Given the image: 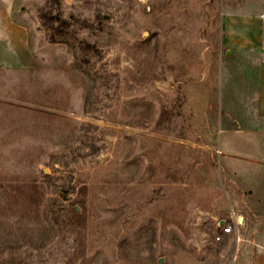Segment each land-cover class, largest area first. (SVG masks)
<instances>
[{
	"label": "rangeland",
	"instance_id": "rangeland-1",
	"mask_svg": "<svg viewBox=\"0 0 264 264\" xmlns=\"http://www.w3.org/2000/svg\"><path fill=\"white\" fill-rule=\"evenodd\" d=\"M14 8L34 64L0 67V264H264V119L223 32L264 0Z\"/></svg>",
	"mask_w": 264,
	"mask_h": 264
},
{
	"label": "crops",
	"instance_id": "crops-1",
	"mask_svg": "<svg viewBox=\"0 0 264 264\" xmlns=\"http://www.w3.org/2000/svg\"><path fill=\"white\" fill-rule=\"evenodd\" d=\"M16 0H0V67H32L26 27L15 17ZM224 40L229 52L246 57L249 90L255 95L256 114L264 119V19L257 15L226 14ZM248 73V74H247Z\"/></svg>",
	"mask_w": 264,
	"mask_h": 264
},
{
	"label": "built area",
	"instance_id": "built-area-1",
	"mask_svg": "<svg viewBox=\"0 0 264 264\" xmlns=\"http://www.w3.org/2000/svg\"><path fill=\"white\" fill-rule=\"evenodd\" d=\"M261 18L264 19V14ZM230 219V221L224 220L219 223V227L222 229V236L234 235L237 242L240 243L242 241L241 228L244 227V219L234 213L231 214ZM222 236H218L217 240H222Z\"/></svg>",
	"mask_w": 264,
	"mask_h": 264
}]
</instances>
